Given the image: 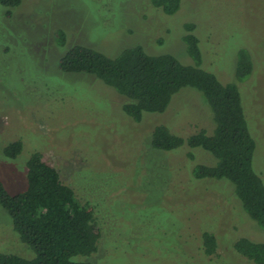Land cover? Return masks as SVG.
Returning a JSON list of instances; mask_svg holds the SVG:
<instances>
[{
    "label": "rangeland",
    "instance_id": "rangeland-1",
    "mask_svg": "<svg viewBox=\"0 0 264 264\" xmlns=\"http://www.w3.org/2000/svg\"><path fill=\"white\" fill-rule=\"evenodd\" d=\"M187 24L195 25L203 68L223 82L233 80L239 49L252 54L253 72L240 90L257 142L253 166L264 180V0H182L174 15L151 0H22L11 9L0 3V176L11 193L21 192L24 161L41 152L90 202L102 238L97 252L80 261L254 264L234 242L242 236L263 240L264 230L241 206L235 186L192 174L194 163L213 164L215 157L201 148L162 151L151 145L160 123L184 136L204 125L195 120L206 119L200 95L184 89L165 113L134 122L122 109L124 95L93 74L60 67L74 44L111 57L141 44L189 63ZM60 29L67 38L62 46ZM15 141L23 142V152L10 159L3 146ZM206 232L216 238L212 255L205 253ZM0 252L35 255L1 205Z\"/></svg>",
    "mask_w": 264,
    "mask_h": 264
},
{
    "label": "trees",
    "instance_id": "trees-1",
    "mask_svg": "<svg viewBox=\"0 0 264 264\" xmlns=\"http://www.w3.org/2000/svg\"><path fill=\"white\" fill-rule=\"evenodd\" d=\"M151 1L168 15H174L182 3V0ZM0 3L11 9L22 0H0ZM194 27L187 24L189 33L184 36L189 63L170 53L152 54L141 44L123 49L116 57L91 46L74 44L61 58L60 67L66 72L93 74L124 95L122 109L134 122L143 121L149 114L165 113L173 100L187 91L184 89H194L204 102L200 113L206 118L202 121L199 116L195 120L204 125L184 136L167 123H160L151 132V145L162 151L186 147L194 152L198 148L210 152L216 162L194 163L193 176L229 180L245 212L264 230V180L253 166L257 142L240 90V82L253 72L252 54L247 48L239 49L233 80L223 82L203 68L204 58ZM56 38L61 46L67 42L62 29L56 32ZM3 147L8 158L16 159L24 145L15 141ZM195 154L191 152L189 156L197 158ZM24 163L27 183L21 192L11 193L0 176V205L35 255L26 258L0 252V264H93L77 259L97 252L102 238L90 202L83 201L75 188L64 182L59 170L46 162L41 152L34 151ZM203 242L205 253L214 254L215 236L206 232ZM234 248L254 264H264V239L242 236L235 240Z\"/></svg>",
    "mask_w": 264,
    "mask_h": 264
}]
</instances>
